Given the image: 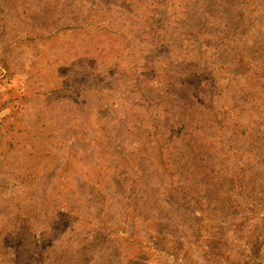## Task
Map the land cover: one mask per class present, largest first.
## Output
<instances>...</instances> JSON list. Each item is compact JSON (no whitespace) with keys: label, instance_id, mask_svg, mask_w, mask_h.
<instances>
[{"label":"rangeland","instance_id":"1","mask_svg":"<svg viewBox=\"0 0 264 264\" xmlns=\"http://www.w3.org/2000/svg\"><path fill=\"white\" fill-rule=\"evenodd\" d=\"M105 1L0 0V264H264V0Z\"/></svg>","mask_w":264,"mask_h":264},{"label":"trees","instance_id":"2","mask_svg":"<svg viewBox=\"0 0 264 264\" xmlns=\"http://www.w3.org/2000/svg\"><path fill=\"white\" fill-rule=\"evenodd\" d=\"M103 1H105V0H103ZM151 0H135V2L136 3H139V4H145V5H151L152 3L150 2ZM105 4L106 5H109L108 4V2H106L105 1ZM116 6H120L121 7V5L119 4V2H117L116 3ZM132 9V4H131V8H130V6H128V11H130ZM110 11V9H109V7L108 6H102L101 8H100V13L101 14H107L108 12ZM153 12H156L155 10H152ZM113 12H116L115 10L113 11ZM151 17L150 16H143V18H142V20H141V22H145V23H147V24H149V26H151L152 24H151ZM138 30H140V36H142V40L144 41V42H147V43H153V42H164V41H166L167 39H168V37H167V35H166V37L165 38H163V36L161 35V36H159L157 33H158V31H159V28H157V27H154L150 32H146V31H144V30H142V29H140V28H136L135 29V34L137 33L138 34ZM131 31H133V29L131 30ZM139 36V35H138ZM126 40H128V42H129V40H131L130 39V37L127 35V34H124V36H123ZM147 37V38H146ZM151 38V39H148V38ZM159 38H161V39H159ZM171 42H173V40H170ZM209 40H208V38L207 37H204L203 39H202V42H208ZM130 42H132V40L130 41ZM176 42V41H175ZM259 66V67H258ZM261 63H258V65H257V68H256V70L254 71V72H251V73H249V79H248V83H249V85H250V87L253 89V90H259V89H262V90H264V72H263V74H261V71H262V69H261ZM244 70H246V72H249V71H251L253 68H252V66H251V63H245V62H242V66H241ZM157 71H160L161 69L160 68H157L156 69ZM186 73H187V75L188 76H191V71H189V70H187L186 71ZM176 76L175 75H171V76H169V79L166 81V82H162L161 83V86H162V90L164 91V95H167V97L168 96H173V97H175L176 98V100H177V102H179V100H180V97H181V95L180 94H178V93H176V91L174 90V86L176 85V84H173L172 83V81H171V79H173V78H175ZM171 85V87H168V85ZM188 86V85H187ZM181 90H182V88H181ZM254 94L255 93H253L252 95H251V102L254 104L255 102H256V100H255V98L253 97L254 96ZM264 97V96H263ZM262 96H261V98H263ZM192 104H193V106L195 107V105L196 106H198V103L196 102V101H192L191 102ZM252 106H255V105H251L250 107H252ZM196 108V107H195ZM198 109V108H197ZM189 127H192V125H190V126H188V129H187V131H189ZM141 149H146V147L145 146H143ZM137 150H140V149H137ZM218 173V177L216 178L218 181H220L221 180V175L219 174L220 172L219 171H217Z\"/></svg>","mask_w":264,"mask_h":264}]
</instances>
